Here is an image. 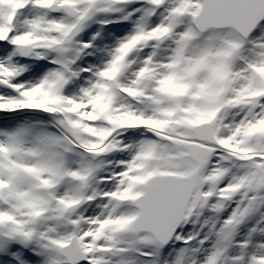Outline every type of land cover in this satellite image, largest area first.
<instances>
[{
    "label": "snow or ice",
    "instance_id": "6c2138e0",
    "mask_svg": "<svg viewBox=\"0 0 264 264\" xmlns=\"http://www.w3.org/2000/svg\"><path fill=\"white\" fill-rule=\"evenodd\" d=\"M0 264H264V0H0Z\"/></svg>",
    "mask_w": 264,
    "mask_h": 264
}]
</instances>
